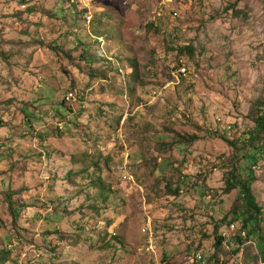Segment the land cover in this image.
Returning <instances> with one entry per match:
<instances>
[{
	"label": "rangeland",
	"instance_id": "1",
	"mask_svg": "<svg viewBox=\"0 0 264 264\" xmlns=\"http://www.w3.org/2000/svg\"><path fill=\"white\" fill-rule=\"evenodd\" d=\"M263 105L264 0H0V264H261Z\"/></svg>",
	"mask_w": 264,
	"mask_h": 264
},
{
	"label": "trees",
	"instance_id": "2",
	"mask_svg": "<svg viewBox=\"0 0 264 264\" xmlns=\"http://www.w3.org/2000/svg\"><path fill=\"white\" fill-rule=\"evenodd\" d=\"M260 109H261L260 114L255 120V128L248 137L249 143L255 140L258 133L264 130V105L261 106ZM228 144L233 145L230 142H228ZM241 158L248 159L249 157L243 155L241 156ZM250 158L252 159V163L255 164L257 163L258 158H256L253 154L251 155ZM249 171L251 172V174L245 175L243 177L240 174H238L236 170L235 173L233 171L230 172L226 178L225 190L231 191L233 189H237V188L239 189L240 196L242 199V206H241V210L234 211L235 220L242 221V226L241 225L240 226L241 229H245L247 231V237L248 235H252L253 233H255L260 237L261 241H263L264 243V238L260 232V223L262 221V216H263L262 209L257 203L256 198L252 192V183L255 181V178L253 176V171L251 170ZM223 238H224L223 235L222 236L219 235L215 244L220 245L223 241Z\"/></svg>",
	"mask_w": 264,
	"mask_h": 264
},
{
	"label": "built area",
	"instance_id": "3",
	"mask_svg": "<svg viewBox=\"0 0 264 264\" xmlns=\"http://www.w3.org/2000/svg\"><path fill=\"white\" fill-rule=\"evenodd\" d=\"M87 18H88L89 21L91 20V17L87 16ZM116 69L119 71V74H120L121 77H125L126 75H128L130 73V71H132L129 68H126V69L120 68L119 69L118 66L116 67ZM69 95H70V97H69ZM69 95L67 97L68 100L71 98L72 93H70ZM226 130L229 133L230 127L227 126ZM229 229H230V231L237 230L236 234L237 235H240L242 237V239L247 238V232H246V230L245 229H241V227L238 228V226H237L236 223H232L230 225V228ZM221 234L224 236L225 239H229L232 233H229V232H226V231H224V232L222 231ZM194 261H195L196 264H219V263H215V262L208 263L207 258L204 257L201 253H197ZM261 264H264V257H261Z\"/></svg>",
	"mask_w": 264,
	"mask_h": 264
}]
</instances>
